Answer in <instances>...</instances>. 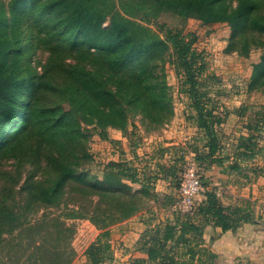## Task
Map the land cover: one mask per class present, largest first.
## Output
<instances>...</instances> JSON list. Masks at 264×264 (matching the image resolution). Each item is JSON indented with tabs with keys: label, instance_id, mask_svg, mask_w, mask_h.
<instances>
[{
	"label": "trees",
	"instance_id": "1",
	"mask_svg": "<svg viewBox=\"0 0 264 264\" xmlns=\"http://www.w3.org/2000/svg\"><path fill=\"white\" fill-rule=\"evenodd\" d=\"M144 10L148 14L154 10L156 15L170 11L205 24L227 23L234 33L230 49L234 51L243 46L249 53L264 36V0H0V246H17L15 240L3 239V232L28 229L25 223H13L22 220L23 211L10 201H22L23 208L31 206L35 213L64 205L67 219H87L102 231L86 251L87 264L112 259L110 228L145 208L155 193L145 183L135 189L137 174L125 175L118 162L112 163L103 179L92 175L84 167L92 155L88 149L91 135L83 121L98 124L103 139H108L110 129L126 133L133 110L154 127L167 125L173 115L172 98L160 58L169 48L196 113L195 124L205 135V152L196 151L208 165L220 162L219 128L226 120L208 107L200 93L205 63L193 49L196 38L187 41L181 30L160 24L163 38L133 19ZM107 21L110 24L105 26ZM35 48L40 51L36 60L41 70L25 73L26 60L32 68ZM22 86L28 93L26 102L19 100ZM257 86L264 89V53L252 74V87ZM256 117L247 125L249 135L239 138L232 169L263 154L264 144L257 138H264V116ZM11 159L18 164L17 172L4 170ZM24 168L27 176L14 195ZM26 189L30 198L24 196ZM202 196L203 201L194 213L184 215L185 220L176 217L173 223L143 236L142 248L151 264H215L217 256L203 245L204 227L236 230L252 220L247 208L222 205L211 189ZM44 217L53 220L54 216ZM61 223L65 221L59 219L57 224L58 242L69 231ZM29 247L36 253L45 249L46 255L41 261L34 256L19 264L36 259L35 264L72 261L58 243L50 249L41 243ZM133 264L146 262L140 259Z\"/></svg>",
	"mask_w": 264,
	"mask_h": 264
},
{
	"label": "rangeland",
	"instance_id": "2",
	"mask_svg": "<svg viewBox=\"0 0 264 264\" xmlns=\"http://www.w3.org/2000/svg\"><path fill=\"white\" fill-rule=\"evenodd\" d=\"M155 13L154 10L150 12V14L145 10L138 11L133 19H136V21L141 24L157 31L163 38L165 37V33L162 32L160 24H166V26L173 28L174 30H181L182 36H184L187 41L196 38V41L193 44V49H196V51L204 57L205 63V69L200 74L199 78L202 82L200 93L205 96V103H207L208 107L214 109L216 113L225 117V120L228 121V123L224 122L227 127L225 132L222 130V126L219 128L222 141L226 143L228 138H233V136H248L249 131L247 125L250 122L251 117L255 118L257 114L256 119L259 120L264 116V89L258 86L252 87L254 66L261 62L264 53V36L258 38V43H260L259 46H252L249 53L243 51V46H239L237 50L234 51L230 49L233 46L232 43L235 37L231 26L227 23L205 24L203 21L196 18L184 19L170 11L157 12V15ZM109 24L110 22L107 21L104 25L108 26ZM172 53V49L169 48V50H167L160 58L165 80L168 84V93L172 98V118L167 125H161L157 128L153 126L155 124L152 121L150 122L142 114H136L133 110L129 112L126 132L133 139L131 150L136 151L142 149L145 151V147H148L152 158L150 159L156 162L154 170L152 172L149 171L151 174H144L139 163L138 166L141 169L140 174L142 175H140V178H144V180L150 185L151 179L156 173L155 170L157 168L162 169L161 165L162 163L166 164L165 160L171 161L169 166L164 167V172L170 174L174 178L175 187L178 191L180 178L191 163L195 164L198 175L204 181L209 168L212 167L213 164L217 165L220 162H214L208 165L207 163H209V161H203L202 157H200L199 153L196 151L197 149L200 153L205 152L204 144L206 141L200 142L199 138H196L199 135L194 128V126L197 127L195 124L196 113L190 106L191 100L189 99V96L183 91L184 87L182 84L184 78L176 73ZM39 54L40 51L36 48L31 51V56L33 57L31 62L32 68L29 67L26 60L25 73H32L34 68H37L38 71L41 70V67L38 66L36 60V58L39 57ZM19 90H22L19 100L26 102L28 93L25 92L23 86ZM239 112H243V115ZM83 128L91 135L88 149L92 155L91 161L84 167L89 170L92 175L101 180L105 173L113 168L112 163H115V161L110 159V153L114 154L115 152L107 150V156H99L98 153L101 151L99 150V147L102 149V147H104L102 145H105L104 143H101V141L106 140L99 134L101 127L94 122L92 124V122L85 121L84 119ZM241 130L244 131L241 132ZM202 133L204 134L203 131ZM182 137L183 139L185 138L182 144H179L180 146L174 148L173 155H168L166 157L169 146L165 144V142H177V140ZM257 141H259L258 143H260V145L264 144V138L258 137ZM181 151H186L187 157L182 156ZM232 151L230 152L231 154H229V157L234 158L235 149ZM120 156L122 161L119 160L118 163L123 165L125 175H134V169L138 166H129L128 163L130 162L129 160H126L127 157L122 153ZM218 159L221 161L220 158ZM256 159L262 163L259 164L258 162V164H255L251 160L240 162V169L237 170L231 168L230 170L233 171L235 175L241 174L240 179L243 180L244 183L250 182L251 178L257 179L258 176L264 175V150L263 154L258 155ZM234 162L235 158L233 159L231 167ZM17 169L18 164H16L13 159L8 160L4 165L5 172L14 173V171L17 172ZM22 171L23 178L21 183L16 185L13 193L14 195L18 193L17 191L20 189L21 185L24 184V179L27 176L25 168ZM137 173H139V171ZM2 184L3 180L0 179V191ZM133 186L134 188L138 187L135 183ZM149 187L151 188V185ZM151 195L152 196H149V199H155L153 197L155 194L151 193ZM24 196L30 198L31 195L28 189L25 190ZM169 197L170 199L168 202L176 204L178 193L175 192L173 196ZM19 199L20 196L18 194L17 200ZM149 199L147 200L148 203L150 201ZM22 203L23 202L21 201V204ZM10 204L12 206L20 205L16 206L17 210L23 211L22 220L13 223H25V227L28 229L20 230L18 228H13L15 230L12 231V233L3 232V239L6 238L9 241L15 240L13 241V244H17V246H0V264H19L21 261L23 262V259L34 256L38 257L37 259L41 261L46 255L45 249L42 253H36L29 247L32 243H41L45 245L46 249H50L58 243L61 251L64 252L65 255L72 256L70 264H87L86 251L90 245L98 240L102 233V231L92 222L87 219H67L66 213L68 212V208H65L64 205L60 208L42 209L38 213H35L32 211L31 206L29 208H23L21 204L12 201H10ZM250 206V204L246 203L242 207L244 209L247 208V212H250L251 214ZM49 213L54 216L50 217L53 218V220H42V217L48 216ZM184 215L186 214H182L179 211L176 213V217L181 219L185 218ZM39 219H41V221H38ZM59 219L61 222L65 221V223L61 224L64 225V229L67 228L69 231H66L63 235V239L58 242L55 238L58 233L57 224L59 223ZM21 229L23 228L21 227ZM109 242L111 243L112 259H106L102 264H127L120 258L115 259L116 251L112 247L111 235ZM20 243H22V246ZM25 246L30 249H24ZM199 255L200 253H197L196 258L199 257ZM186 257L188 258V256ZM205 258L206 257L203 256L204 260ZM36 260H31L28 264L39 262H36Z\"/></svg>",
	"mask_w": 264,
	"mask_h": 264
},
{
	"label": "crops",
	"instance_id": "3",
	"mask_svg": "<svg viewBox=\"0 0 264 264\" xmlns=\"http://www.w3.org/2000/svg\"><path fill=\"white\" fill-rule=\"evenodd\" d=\"M225 122L228 123V121ZM226 123L222 124L224 132L227 129ZM194 128L199 134L196 138H199L200 142L206 141L202 131L196 126ZM243 131L241 130V132ZM239 138L240 136H233V138H228L226 143L222 141L223 150L219 153L221 161L209 168L204 183L208 189L217 193L219 202L226 207H242L246 203L250 204L252 220L243 223L236 230L228 231H222L221 228L213 225H206L203 231V245L217 256L215 264H264V175L258 176L257 179L251 178L250 182L244 183L240 179L241 174L235 175L230 170L234 158L229 157V154L233 149H236ZM184 139L182 137L177 142H165L169 146L166 157L173 155L174 148L180 146L179 144H182ZM132 141V137L127 132L110 129L108 139L101 141L105 145H102L104 146L102 149L99 147L101 151L98 154L107 156L106 151L110 150L115 152L114 154L110 153V159L119 162L122 153L127 157L126 160H129V166H138L140 163L144 174H151L156 162L151 160L149 148L145 147V151L142 149L133 151L131 150ZM251 161L255 164L259 162L258 159ZM165 163H162V169L155 170L156 173L151 179L150 185L156 198L150 200L145 208L128 220L110 228L112 247L116 251L115 259L120 258L127 264H133L135 260L141 259L146 264H151L148 261L147 252L142 248L143 236L153 228L175 221L177 213L175 204L168 201L169 196H173L178 191L174 178L164 172V167L169 166L171 161L165 160ZM260 163L262 162L260 161ZM140 170L139 166L134 169V172L139 174L137 175L139 182L136 183L138 187L135 189H140L144 183L148 184L144 178H140ZM138 171L139 173H137ZM203 199V196H198L197 205Z\"/></svg>",
	"mask_w": 264,
	"mask_h": 264
},
{
	"label": "built area",
	"instance_id": "4",
	"mask_svg": "<svg viewBox=\"0 0 264 264\" xmlns=\"http://www.w3.org/2000/svg\"><path fill=\"white\" fill-rule=\"evenodd\" d=\"M181 155L187 157L186 151H181ZM206 190L205 183L200 179L195 164L191 163L180 178L176 210L182 214L194 213L197 208V197L202 196Z\"/></svg>",
	"mask_w": 264,
	"mask_h": 264
}]
</instances>
